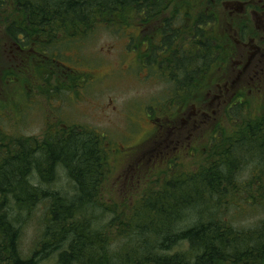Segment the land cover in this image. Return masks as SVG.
I'll return each mask as SVG.
<instances>
[{
	"label": "trees",
	"instance_id": "16d2710c",
	"mask_svg": "<svg viewBox=\"0 0 264 264\" xmlns=\"http://www.w3.org/2000/svg\"><path fill=\"white\" fill-rule=\"evenodd\" d=\"M173 1L0 0V25H5L8 42L19 50L32 51L29 62L39 61L36 67L42 79L36 77L38 81L48 78V82L63 85L62 81L69 79L72 85L65 88L70 89L90 82L91 72L64 64L53 50L49 52L50 46L71 45L89 38L95 28H117L119 32V28L133 26L129 48L152 58L147 64L138 60L141 69L153 70L150 65L157 57L169 64L168 55H160L173 49L177 52L173 63L179 64L168 81L177 84L178 95L186 98L202 94L206 86L200 81L192 84L193 79L212 74L216 63L229 58L226 51L217 55L215 30L220 17L209 11L213 1L205 0V8H200L197 0ZM171 14L177 16L175 22H171ZM160 18L162 26L157 28L154 23ZM244 25L248 29L249 25ZM217 33L218 38L223 36L221 31ZM156 43L159 46L153 48ZM189 87L194 91L188 94ZM241 96L245 98L238 94L228 100L225 121L216 122L207 133L200 150L208 154L197 170L166 174L159 177L160 185L123 204L127 208L113 206L119 235L126 238L118 250L110 248V236L91 225V216L87 215L93 201H104L106 195L104 168L115 150L104 146V136L83 125H52L43 139L12 137L10 145L0 146L4 150L3 154L0 151V264L38 263L39 251L26 258L20 239L27 221L22 214L29 213L40 201L47 202L51 219L45 227L49 241L41 245L44 250L58 252L61 264H264V220L250 229L238 228L235 222L225 221L224 213L219 212L222 206L218 205L226 194L234 193L237 168L247 155L249 165L256 161L260 166L250 169L251 179L242 184V191L251 194L250 190L257 187L259 196L264 195V104L250 107L249 99ZM260 109L262 112L257 111ZM164 110H169L167 104ZM60 166L75 182L72 195L50 187ZM34 173L38 185L33 181ZM192 216L195 219L191 223H181ZM183 243L188 245L186 250L171 253Z\"/></svg>",
	"mask_w": 264,
	"mask_h": 264
},
{
	"label": "rangeland",
	"instance_id": "374dc122",
	"mask_svg": "<svg viewBox=\"0 0 264 264\" xmlns=\"http://www.w3.org/2000/svg\"><path fill=\"white\" fill-rule=\"evenodd\" d=\"M197 1L200 8L206 7L202 5L205 0ZM212 1L209 11L216 12L220 17L215 35L219 31L223 35L221 38L216 35L219 47L217 55L229 49L232 60L228 63L221 60L213 67L212 74L205 73L196 78L192 84L197 81L206 83L204 91L185 99H180L177 84L168 81V75L162 70L168 65L167 61H162L165 63L160 71L149 70L148 67L145 70L138 66L141 64L138 61L140 53L129 48L132 43L130 32L135 29L133 26L119 28V32L117 28H95L89 38L80 39L71 45L62 43L60 46L56 43L54 47L50 46L49 52L53 50L64 64L78 71L91 72L90 82L70 89L65 88L72 85L69 79L67 82L64 79L63 85L56 81L48 82V78L38 81V78L42 79L37 73L39 61L32 59L29 62L31 58H28V54L32 51L26 48L19 50L8 42L10 40L3 29L5 25H0V146L4 143L10 145L12 137L43 139L49 127L56 125H83L94 134L104 136V146L115 150L108 157L104 168L107 175L102 181L106 195L104 201H93L95 203L88 208L87 215L91 216V225L105 230L110 236V248L118 250L119 245L126 241L119 235L113 206L127 208L123 204L137 200V196H144L147 190L160 185L157 183L159 177L197 170L201 160L208 154L200 150L206 142L207 133L216 122L225 119L226 103L234 92L243 88L246 80L247 73L240 74L237 68L239 63L235 67L233 60L247 62L248 57L253 58L256 52V58L264 57V17L257 22L254 16L251 17L250 11L252 7H257L260 0H245L241 7L237 6L238 11L234 4L224 5L226 0ZM242 21L249 25V30L246 29L244 34L246 39L239 33L234 42L236 30L241 32ZM254 36H259L260 40L252 41V45H244L242 41L246 42ZM231 41L234 46H230ZM241 71H244L243 68ZM233 80L236 81L234 85ZM189 88L186 91L188 94L194 91L192 87ZM243 95L249 99L250 107L259 104L256 99L258 93L255 96L250 93ZM165 104L168 111L164 110ZM257 111L253 110L255 113ZM253 112L252 115H255ZM0 151L3 154L4 150ZM248 157L237 168L232 190L234 193L226 194L225 198L218 201V205L222 206L219 212L221 210L224 213L225 221L235 222L236 227L243 229L258 226L264 220V195L260 197L257 187L253 186L252 191L249 189L251 194L242 191V184L246 185L251 179L250 169L260 166L256 161L252 166L249 165ZM58 171L50 187L61 194L72 195L75 182L71 181L68 171L63 167L60 166ZM33 176L35 185L40 184L38 175L34 173ZM235 187L238 189L235 190ZM216 200L217 197L212 200V204ZM47 206L46 201H40L29 213L22 214L27 221L22 228L21 251L26 258L39 251L37 264H61L58 252L44 250L41 245L42 241L48 240L45 227L51 219ZM194 219L192 216L181 223H191ZM187 248V243H183L171 253H180Z\"/></svg>",
	"mask_w": 264,
	"mask_h": 264
},
{
	"label": "flooded vegetation",
	"instance_id": "af4514ba",
	"mask_svg": "<svg viewBox=\"0 0 264 264\" xmlns=\"http://www.w3.org/2000/svg\"><path fill=\"white\" fill-rule=\"evenodd\" d=\"M245 0H226V1H224L223 3H224V5H229V4H234L235 5V7H236V9H237V11L239 10L238 8H237V6H239V7H241V5H242V2H244ZM259 4H261V5H259ZM258 6H260L262 9L261 10H259L257 7ZM257 7H252L251 9H250V11H251V17H255L256 18V20H257V22H258V19H260V20H262V18L264 17V0H260L258 3H257ZM242 8H243V6H242ZM207 10H208V6H207ZM172 13H174V11L172 12ZM176 15L174 14H171V18H172V20H171V22L173 21V22H175V20H176ZM164 19L165 20H167V18L166 17H164ZM162 24V18H160L159 20H157L155 23H154V26H156L157 28H158V26H160ZM245 23H243L242 24V28H241V32H240V30L239 29H237L236 31V36L234 37V42H235V40H236V37L238 36V34L239 33H242V36H243V39H246L245 38V26L246 25H244ZM162 26V25H161ZM151 30H152V28H151ZM154 30H155V28H154ZM160 30V29H159ZM232 35H233V33H232ZM159 36V35H158ZM150 37H152V36H150ZM142 38H143V36H142ZM144 39H152V38H148L147 36H144ZM257 40H260V37L258 36V37H252V38H250L249 40L247 39V41L245 42V41H242L243 43H244V45H248V44H250L252 41L253 42H255V41H257ZM263 40V39H262ZM147 41V40H146ZM163 41H161V43H162ZM160 43V44H161ZM157 44V43H156ZM174 45H173V47H172V49L174 48V46L177 44V42H176V40L174 41V43H173ZM148 45H149V43H148ZM234 46V44L232 43V41H231V44H230V46ZM250 45H252V44H250ZM157 46H159L158 44L157 45H153L152 47L153 48H155V47H157ZM259 48V47H258ZM177 50V49H176ZM259 51H260V49H258ZM257 50V51H258ZM174 53L178 56V54H177V52L175 51L174 52V49H173V52H168L167 54H162V55H160L159 54V52L157 53L158 55H160V56H164L165 57V55H168L167 56V59H168V61H169V64L167 65V66H165V67H163V72L166 74V75H168L166 78H171V76H172V74H173V70H176V68H177V66H178V64L179 63H173V60H174ZM226 54L228 55V60L227 61H225L226 63H228V62H230L231 60H232V54H231V56H230V51H229V49H226ZM257 55V52H256V54L254 55V57ZM139 57H138V60L139 61H143L145 64H147V63H150L149 61L152 59L150 56L148 57L147 55H138ZM142 56V57H141ZM252 58V57H248V59L246 60L247 62H244V61H236V60H233L234 61V66L237 64L238 65V63H239V66H237V68L240 70V74H242V72L244 73L245 72V74L247 73V75H246V80H245V83H244V86H243V88L242 89H244V90H242V89H240V90H238L237 92H234V94L232 95V97H231V99L235 96H237L238 94H245V93H250V94H252L253 96H255L256 95V93H258V95L256 96V99L259 101V104H264V94H261L260 92H264V89L262 88V86H263V84H264V57L263 58ZM231 59V60H230ZM233 59H235V58H233ZM164 59H162V58H160V57H157V61H155L154 63H152L150 66H152L153 67V69L154 70H158V71H160V68L162 67V66H164V65H162V64H164L162 61H163ZM160 64H159V63ZM173 63V64H172ZM217 64H219V63H216L215 65H217ZM161 65V66H160ZM214 65V66H215ZM236 67V66H235ZM149 68V67H148ZM243 68V70L244 71H241V69ZM145 70H148L147 68H144ZM233 70H235L234 68H233ZM236 71V70H235ZM162 71L160 72V73H163ZM146 78H148L147 76H146ZM234 78V77H233ZM232 78V79H233ZM178 79V78H177ZM193 81H194V79H193ZM192 81V82H193ZM232 81V80H231ZM234 82H233V85H234V83H236V81L235 80H233ZM217 85H220L219 83L217 84ZM262 88V89H261ZM179 89V88H178ZM240 98H242V99H244V97H240ZM180 99H185V98H180ZM171 100H175V98H171ZM154 122V121H153Z\"/></svg>",
	"mask_w": 264,
	"mask_h": 264
}]
</instances>
